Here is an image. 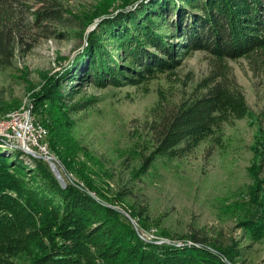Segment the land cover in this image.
<instances>
[{"label":"rangeland","instance_id":"374dc122","mask_svg":"<svg viewBox=\"0 0 264 264\" xmlns=\"http://www.w3.org/2000/svg\"><path fill=\"white\" fill-rule=\"evenodd\" d=\"M109 1V14L93 19L85 34L79 22L75 29L32 25L41 6L33 1L17 12L15 56L0 66V124L32 109L48 150L0 145V153L24 161L25 179L39 160L51 170L42 157L50 158L67 186L112 207L144 243L220 257L223 250L235 264H264V45L234 59L180 49L155 67L154 58L165 55L151 40L131 49L130 37L131 50L102 49L109 65L116 68L112 56L118 61V78H85L93 32L114 21L122 33L132 31L126 16L153 0H57L65 17ZM175 1L178 9L166 6L175 25L181 7L202 17L207 3ZM134 47L135 63L126 59ZM164 120L175 125L165 145ZM31 219L23 223L37 229ZM32 254L9 258L28 264Z\"/></svg>","mask_w":264,"mask_h":264},{"label":"trees","instance_id":"16d2710c","mask_svg":"<svg viewBox=\"0 0 264 264\" xmlns=\"http://www.w3.org/2000/svg\"><path fill=\"white\" fill-rule=\"evenodd\" d=\"M30 1L41 4L33 13L32 25H40L42 30H47L49 25L75 29L74 22H79L78 32L82 34L87 32L93 19L109 14L112 7L109 1L96 11L84 10L65 17L57 0H0L1 67L12 65L16 31L20 28L17 12ZM179 1L194 8L205 2ZM169 2L174 3L173 10L179 8L177 5L180 3L175 0H153V4L139 8L137 16H126L132 31L123 34L117 24L119 21H114L113 24H102L93 32L95 49L89 54L85 78L91 74L96 79L112 75L118 78L120 65L115 56L111 62L116 63V68L107 63L102 52L108 44H116L118 50L128 51L142 41L151 40L167 57L154 58L151 66L155 67H165L167 64L163 61L180 49L207 50L214 55L234 59L264 45V0H207L202 5V17L190 13L187 7H181L177 20L179 25L166 16L173 11L166 7ZM165 26L168 29L164 31ZM130 37L133 39L129 41L131 49L126 44ZM176 38L178 42L174 41ZM137 55L139 49L134 47L126 59L135 63ZM53 90L49 93H54ZM162 127L159 134L165 145L175 125L164 120ZM27 168L18 155L11 157L0 153V264H16L9 257L25 251L33 253L28 264H235L228 251L221 250L220 257L195 246L170 249L144 243L120 216L117 217L112 207L77 186L68 184L63 188L42 161L39 160L32 174L27 175L30 179L23 177ZM28 218H32L34 226L39 225L37 229L23 223V219ZM26 230L32 231L27 233ZM97 258L99 261H95Z\"/></svg>","mask_w":264,"mask_h":264},{"label":"built area","instance_id":"2783aa9c","mask_svg":"<svg viewBox=\"0 0 264 264\" xmlns=\"http://www.w3.org/2000/svg\"><path fill=\"white\" fill-rule=\"evenodd\" d=\"M39 132L33 126V120H28L27 116L18 118L12 124H0V136L10 144L29 150H32L31 147H35L46 153L48 147L44 145L43 140H37Z\"/></svg>","mask_w":264,"mask_h":264},{"label":"water","instance_id":"95a60500","mask_svg":"<svg viewBox=\"0 0 264 264\" xmlns=\"http://www.w3.org/2000/svg\"><path fill=\"white\" fill-rule=\"evenodd\" d=\"M141 1H144V0H141ZM81 50H82V49H80V50L76 53V55L79 54V52H80ZM76 55H75V56H76ZM75 56H74L73 58H75ZM73 58H72V59H73ZM0 145L4 146V147H6V148L17 147V146H15V145H12V144H10L9 142H7L6 139H2V140H0ZM25 151H28V149H25ZM28 152H29V151H28ZM42 158L47 159V160L49 161V165H50V168H51V170H52L54 176L56 177V179L58 180V182L60 183V185H61L63 188H66V187H67V183H66L65 178H64V176H63V174H62V172H61L59 166L57 165V163L54 162V161H52V160H51L50 158H48V157H44V156H43Z\"/></svg>","mask_w":264,"mask_h":264},{"label":"bare ground","instance_id":"6f19581e","mask_svg":"<svg viewBox=\"0 0 264 264\" xmlns=\"http://www.w3.org/2000/svg\"><path fill=\"white\" fill-rule=\"evenodd\" d=\"M31 110H28L26 112L18 111L16 113H12L9 115V119L2 121L1 124H12V123L16 122L18 118L27 116L28 120H33V126L36 127L38 129V131L41 132V129L34 122L35 120L33 119L32 115H31V113H32ZM39 133H37V140L39 139V136H40Z\"/></svg>","mask_w":264,"mask_h":264}]
</instances>
